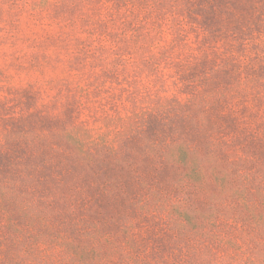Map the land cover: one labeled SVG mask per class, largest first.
<instances>
[{
	"label": "trees",
	"instance_id": "1",
	"mask_svg": "<svg viewBox=\"0 0 264 264\" xmlns=\"http://www.w3.org/2000/svg\"><path fill=\"white\" fill-rule=\"evenodd\" d=\"M203 1L205 23L238 36L264 10ZM236 78L221 67L184 102L149 98L113 140L64 131L61 162L4 156L0 264H162L171 243L190 264H264V117L231 110Z\"/></svg>",
	"mask_w": 264,
	"mask_h": 264
},
{
	"label": "rangeland",
	"instance_id": "2",
	"mask_svg": "<svg viewBox=\"0 0 264 264\" xmlns=\"http://www.w3.org/2000/svg\"><path fill=\"white\" fill-rule=\"evenodd\" d=\"M204 9L203 0H0V168L4 156L61 162L49 147L61 149L64 131L113 140L149 98L184 102L187 85L203 91L221 67L245 91L231 110L264 117L255 85H264V10L238 36L205 23ZM171 245L162 264H190L189 249Z\"/></svg>",
	"mask_w": 264,
	"mask_h": 264
}]
</instances>
